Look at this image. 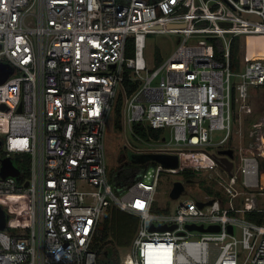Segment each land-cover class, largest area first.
<instances>
[{"label": "built area", "instance_id": "1", "mask_svg": "<svg viewBox=\"0 0 264 264\" xmlns=\"http://www.w3.org/2000/svg\"><path fill=\"white\" fill-rule=\"evenodd\" d=\"M154 33L182 39L150 67ZM235 38L246 45L238 69ZM250 38L264 39V0H0V61L13 67L0 83V198L8 208L0 264H99L93 242L111 205L138 218L118 264H264V221L246 216L264 212L248 189L264 187L239 179L240 171L257 175L261 157L244 150L229 173L218 153L228 147L213 149L229 143L238 115L252 119L253 95L264 88V56L253 55ZM127 71L140 82L131 95ZM119 86L133 134L176 163L146 166L117 193L105 138ZM134 124L163 132L146 140ZM20 153L30 155V176L19 181L2 174V159ZM184 170L196 173L184 184L219 174L205 185L212 192L198 197L199 185L185 186L175 205L159 206V184L171 191L170 175Z\"/></svg>", "mask_w": 264, "mask_h": 264}, {"label": "rangeland", "instance_id": "2", "mask_svg": "<svg viewBox=\"0 0 264 264\" xmlns=\"http://www.w3.org/2000/svg\"><path fill=\"white\" fill-rule=\"evenodd\" d=\"M253 19H255L256 21L260 20L257 16H253ZM149 37L150 39H149V44L147 48L148 60H149V57L150 58L154 57V59L150 60V67H152L153 65H156V62H155V50L156 49L159 50L160 55L162 56L164 60L170 55L172 50L176 47L178 42L182 39L180 35H176L173 33H154V34H151ZM189 41L194 42V39H190ZM203 41H206V39L204 38ZM253 42L254 43L252 44L250 48L253 52V55L264 56V39L258 38V39H255V41ZM239 44H240V52H239L240 55L239 56H240V59L242 60L244 59L243 56L246 50L245 40L239 39ZM156 82L157 80L154 81V83ZM118 91L120 93L123 92V89L121 86H119ZM253 97L254 98H253L252 105L254 108V114H253L254 116L252 117V119L254 118L255 119L254 120L251 119L250 121L246 122L243 117L238 115L234 121V126H233V130L231 133V138H230L229 143L225 142L221 145L213 146L214 150H216L218 147H225V146L233 148L235 150V161L234 162L236 161L239 162L241 158V154L243 153L244 149L249 146L251 147L252 144L250 143L251 140L249 138H250V133L252 132L255 126L253 124L255 123L256 120H260L258 115L259 113L264 111V88L257 90L256 93L253 95ZM123 117L124 116L122 112V116L120 118L121 126L118 127L115 124L117 115L113 114L111 120L108 123V127L106 130V138H105L106 139L107 162H108V167H109V171H108L109 181L112 184L113 189L117 193L119 192L117 191L116 186H115V173L122 164V161L120 160L119 157L126 156V159H127L128 154H130L131 152H139V151H147V150L152 151L153 148L157 146V145L156 146L148 145L147 143L138 139L133 134L130 127L126 124ZM262 124H264V122ZM223 134H224V131H223ZM256 134H258L259 136V132L258 133L256 132ZM220 137L221 135L216 137V140H218ZM260 157H263L261 158V161L258 160L262 167V175L260 176L261 177L260 179L263 181V183L261 182L259 184L258 182L259 179H257V175L255 173H248L246 175V181L249 183L258 182L260 186L261 185L264 186V154L263 156L260 155ZM217 171H220L222 173L221 178L229 180L232 184H234V182L230 180L229 176L226 173H224V170L222 167H217ZM213 175H219V174L215 173L214 171L204 172L200 175L201 179L198 180L200 182L197 181V182L192 183V182L185 181V186L187 189L191 188L193 191H195L197 188L195 186L199 185L202 191L195 192L197 193L196 196L198 197L204 196L207 191L205 185L207 184L210 185L209 178H211V176ZM170 176L172 180H181V181L185 180L182 172L180 174L178 173V174H173ZM239 176L243 177L242 171H240ZM202 177H203V180H202ZM170 186H171V183H166L165 180L159 184L157 193H156V198H157L156 203L159 206L164 207V206H168V205L172 206L176 204V200H173L170 197V194H169ZM250 192H252L251 195H254L255 197L256 206L264 209V189L256 187V188H252ZM234 202H236L237 206H241V207L243 206V201H241V198H240V201H234ZM122 251H124V253L126 252V250L121 249L120 253H123Z\"/></svg>", "mask_w": 264, "mask_h": 264}, {"label": "trees", "instance_id": "3", "mask_svg": "<svg viewBox=\"0 0 264 264\" xmlns=\"http://www.w3.org/2000/svg\"><path fill=\"white\" fill-rule=\"evenodd\" d=\"M240 38H235L231 45V66L233 69H238L240 65ZM254 38H250V48ZM255 41V40H254ZM134 41L130 38L127 42L126 55L131 57L133 55ZM163 61L159 50H155V62L159 65ZM124 86L127 94L131 95L140 86V82L132 81L131 77L126 73L124 79ZM124 108V97L120 93L115 106V114L117 115L115 124L120 127V118ZM134 131L140 134L144 139L153 137L159 138L163 132L162 129H147L140 124H134ZM172 155L166 153H158L151 151L131 152L126 156H120L122 161L121 166L115 173V186L118 192H123L133 179L140 176L146 166L150 164H168L167 160L172 159ZM175 158V157H174ZM16 163L21 167L24 178L30 176V155L28 153H20L14 156ZM176 160V159H175ZM174 160V161H175ZM185 180L192 179L196 173L192 170H184L182 172ZM209 192H212L210 187H207ZM251 190L250 188H248ZM246 216L254 221H264L263 211H251L246 213ZM138 225V218L126 211L119 209L115 205H111L106 209L103 219L99 225V231L96 235L93 248L97 251L99 264H118L120 259V249L127 248L134 237Z\"/></svg>", "mask_w": 264, "mask_h": 264}, {"label": "water", "instance_id": "4", "mask_svg": "<svg viewBox=\"0 0 264 264\" xmlns=\"http://www.w3.org/2000/svg\"><path fill=\"white\" fill-rule=\"evenodd\" d=\"M13 67L9 65L8 63L1 62L0 61V83H3L7 77L12 73ZM264 113V111H263ZM0 146H1V140H0ZM219 155H221L222 160L225 161V164L227 166V170L230 171L233 167V159L235 158V150L231 147L228 148H221L218 151ZM176 163V160L173 165ZM2 174L4 176L12 175L15 176L19 181L23 178V172L21 170V167L19 165H16L14 163V159L12 157H5L2 159ZM28 184V182H26ZM257 186H252V188H256ZM185 190V184L181 180H176L173 183V187L170 191V197L172 199H177ZM14 202L17 204L18 201L21 198H13ZM213 200H210L209 203H212ZM201 206L204 205V202H199ZM7 213L8 208L5 204V201L0 198V229L4 228L7 221ZM193 227V226H191ZM218 229V227H210L209 230ZM230 231L232 230V227H229Z\"/></svg>", "mask_w": 264, "mask_h": 264}, {"label": "crops", "instance_id": "5", "mask_svg": "<svg viewBox=\"0 0 264 264\" xmlns=\"http://www.w3.org/2000/svg\"><path fill=\"white\" fill-rule=\"evenodd\" d=\"M258 117H259V119L260 120H256V123H257V125L256 126H254V129L252 130V132L250 133V140H254L253 142H252V147L250 148V146L249 147H246L244 150H246V152L249 154V155H251L252 153H255V152H258V154L259 155H262L263 156V154H264V124H262L263 122H264V113L263 112H261V113H259V115H258ZM256 132L258 133L259 132V136H258V134H256ZM257 135V137H256V135ZM251 142V141H250ZM256 144V145H255ZM250 149V150H249ZM257 149V150H256ZM260 151V152H259ZM244 152V151H243ZM263 153V154H262ZM172 159H170V160H167V163L168 164H172V163H174V160H175V158H174V156L173 157H171ZM261 158H263V157H261ZM261 158H260V161H261ZM235 161V158L233 159V167H232V169L230 170V171H228L229 173H231L233 170H235V169H237V167H238V163L239 162H234ZM225 165V168L227 169V166H226V164H224ZM246 175H247V173H245L244 175H243V177H240L239 176V179H245L246 180ZM262 175V167H259V173L257 174V179H259V182L261 181L262 183H263V181L260 179L261 176ZM259 177V178H258ZM246 184H249V182H247L246 181ZM252 184H256V182L255 183H252ZM252 186L253 185H251V189H252ZM258 187V186H257ZM264 187V186H263ZM206 189H207V187H206Z\"/></svg>", "mask_w": 264, "mask_h": 264}, {"label": "bare ground", "instance_id": "6", "mask_svg": "<svg viewBox=\"0 0 264 264\" xmlns=\"http://www.w3.org/2000/svg\"><path fill=\"white\" fill-rule=\"evenodd\" d=\"M249 173V172H248Z\"/></svg>", "mask_w": 264, "mask_h": 264}]
</instances>
